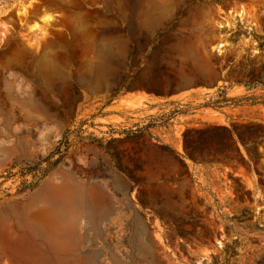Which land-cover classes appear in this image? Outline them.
<instances>
[{
    "label": "rangeland",
    "instance_id": "rangeland-1",
    "mask_svg": "<svg viewBox=\"0 0 264 264\" xmlns=\"http://www.w3.org/2000/svg\"><path fill=\"white\" fill-rule=\"evenodd\" d=\"M0 264H264V0H0Z\"/></svg>",
    "mask_w": 264,
    "mask_h": 264
},
{
    "label": "trees",
    "instance_id": "trees-1",
    "mask_svg": "<svg viewBox=\"0 0 264 264\" xmlns=\"http://www.w3.org/2000/svg\"><path fill=\"white\" fill-rule=\"evenodd\" d=\"M228 102V99L217 100L212 104L220 107L217 103ZM248 129V132L245 130ZM199 137L204 138V141L197 140ZM261 136H258V139ZM257 141V128L252 126L247 128L246 126H213L201 129H187L184 133V150L186 155L194 162H222L228 163L233 161L239 154L238 143H242L250 158H252V145ZM207 152V157L198 159L197 153L202 150ZM57 151L56 153H58ZM48 157L45 161H49ZM42 162L34 165H28L23 168V173L31 172L32 170H38L42 168ZM36 166V167H35ZM34 168V169H33ZM44 172V170H41ZM47 171V170H45ZM247 211V209H245Z\"/></svg>",
    "mask_w": 264,
    "mask_h": 264
}]
</instances>
